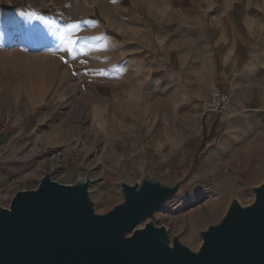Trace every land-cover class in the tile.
<instances>
[{
	"label": "rangeland",
	"instance_id": "1",
	"mask_svg": "<svg viewBox=\"0 0 264 264\" xmlns=\"http://www.w3.org/2000/svg\"><path fill=\"white\" fill-rule=\"evenodd\" d=\"M157 1L0 0V154L27 167L0 190V205L46 171L64 183L89 176L96 213L122 201V181L185 178L153 222L196 250L199 231L221 218L231 197L253 201L249 180L235 172L240 162L208 163L214 146L187 152L204 145L210 91L204 78L180 74L177 60L163 75L170 37L172 52H188ZM68 23L79 24L76 35L100 37L87 55L60 49L53 33Z\"/></svg>",
	"mask_w": 264,
	"mask_h": 264
},
{
	"label": "water",
	"instance_id": "2",
	"mask_svg": "<svg viewBox=\"0 0 264 264\" xmlns=\"http://www.w3.org/2000/svg\"><path fill=\"white\" fill-rule=\"evenodd\" d=\"M184 180L122 181V201L96 213L89 176L64 183L46 171L0 205V264H264V179L249 186L250 204L230 198L221 218L199 231L196 250L153 222Z\"/></svg>",
	"mask_w": 264,
	"mask_h": 264
},
{
	"label": "crops",
	"instance_id": "3",
	"mask_svg": "<svg viewBox=\"0 0 264 264\" xmlns=\"http://www.w3.org/2000/svg\"><path fill=\"white\" fill-rule=\"evenodd\" d=\"M157 3L163 8L166 26L184 34L188 52L179 56L172 52L175 43L171 45V40L176 39L170 37L168 49L163 53V75L170 76L171 61L177 60L180 74L185 72L195 80L204 78L206 93L214 85L230 92L238 109L231 118L207 113L202 129L204 145L187 152L195 154L214 146L206 155L208 163L213 159L226 164L240 162L236 174L241 173L249 180V186L259 184L264 179V0H158ZM179 41L181 48L182 40ZM13 164L9 156L0 154V190L5 189L10 178L27 170V167L16 169ZM250 172L252 176L248 179L245 175Z\"/></svg>",
	"mask_w": 264,
	"mask_h": 264
},
{
	"label": "snow or ice",
	"instance_id": "4",
	"mask_svg": "<svg viewBox=\"0 0 264 264\" xmlns=\"http://www.w3.org/2000/svg\"><path fill=\"white\" fill-rule=\"evenodd\" d=\"M78 31V23H68L66 26L57 29L53 33V35L57 36V39L59 40L60 49L66 52L69 56H74L77 51L84 55H87L90 51V45L88 44V42L100 39L99 36L76 35L75 33ZM61 60L64 61L65 57L61 56ZM81 62L84 63L85 61Z\"/></svg>",
	"mask_w": 264,
	"mask_h": 264
},
{
	"label": "built area",
	"instance_id": "5",
	"mask_svg": "<svg viewBox=\"0 0 264 264\" xmlns=\"http://www.w3.org/2000/svg\"><path fill=\"white\" fill-rule=\"evenodd\" d=\"M206 113L223 115L231 118L235 111V102L230 92L222 91L219 86H212L208 97L203 101Z\"/></svg>",
	"mask_w": 264,
	"mask_h": 264
},
{
	"label": "bare ground",
	"instance_id": "6",
	"mask_svg": "<svg viewBox=\"0 0 264 264\" xmlns=\"http://www.w3.org/2000/svg\"><path fill=\"white\" fill-rule=\"evenodd\" d=\"M143 225V222L139 223V226H142Z\"/></svg>",
	"mask_w": 264,
	"mask_h": 264
}]
</instances>
